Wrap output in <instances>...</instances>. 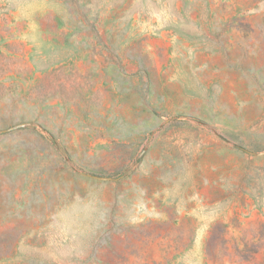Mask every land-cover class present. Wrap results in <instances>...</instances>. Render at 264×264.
<instances>
[{
	"label": "rangeland",
	"instance_id": "1",
	"mask_svg": "<svg viewBox=\"0 0 264 264\" xmlns=\"http://www.w3.org/2000/svg\"><path fill=\"white\" fill-rule=\"evenodd\" d=\"M0 264H264V0H0Z\"/></svg>",
	"mask_w": 264,
	"mask_h": 264
}]
</instances>
